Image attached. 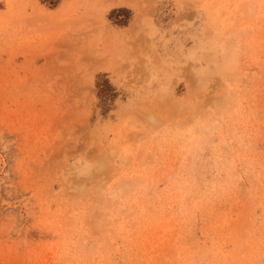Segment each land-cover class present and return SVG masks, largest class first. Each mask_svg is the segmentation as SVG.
<instances>
[{"label": "rangeland", "instance_id": "1", "mask_svg": "<svg viewBox=\"0 0 264 264\" xmlns=\"http://www.w3.org/2000/svg\"><path fill=\"white\" fill-rule=\"evenodd\" d=\"M0 264H264V0H0Z\"/></svg>", "mask_w": 264, "mask_h": 264}, {"label": "trees", "instance_id": "2", "mask_svg": "<svg viewBox=\"0 0 264 264\" xmlns=\"http://www.w3.org/2000/svg\"><path fill=\"white\" fill-rule=\"evenodd\" d=\"M48 2L52 7H55L59 3V0H48ZM114 12H129V10L126 8H120L118 10L115 9L112 11V13ZM119 23L123 25L126 23V21L119 20ZM106 84H107V87L105 89L100 90V96L103 98V101L105 103H107L109 100H112L116 96L113 92L114 88L112 87V85L110 84L108 80H106Z\"/></svg>", "mask_w": 264, "mask_h": 264}]
</instances>
